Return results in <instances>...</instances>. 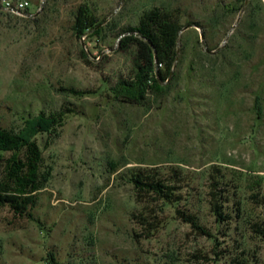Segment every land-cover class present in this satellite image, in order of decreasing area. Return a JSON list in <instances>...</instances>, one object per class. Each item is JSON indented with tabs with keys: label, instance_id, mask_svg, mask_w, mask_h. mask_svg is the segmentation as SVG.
<instances>
[{
	"label": "rangeland",
	"instance_id": "rangeland-1",
	"mask_svg": "<svg viewBox=\"0 0 264 264\" xmlns=\"http://www.w3.org/2000/svg\"><path fill=\"white\" fill-rule=\"evenodd\" d=\"M154 8L183 30L171 80L138 87L121 40ZM80 9L110 51L100 61L83 53ZM61 113L59 128H29L48 181L32 219L0 208V264H264V0H0V128ZM138 172L179 201L138 195Z\"/></svg>",
	"mask_w": 264,
	"mask_h": 264
},
{
	"label": "trees",
	"instance_id": "trees-1",
	"mask_svg": "<svg viewBox=\"0 0 264 264\" xmlns=\"http://www.w3.org/2000/svg\"><path fill=\"white\" fill-rule=\"evenodd\" d=\"M75 29L80 35L91 31L94 36L100 33L99 25L92 19L87 10H78L75 18ZM183 26L176 12L154 8L143 14L138 26L125 30L126 36L121 40V48L130 45L137 47V66L140 80L137 86L147 81L160 87L169 82L174 74L177 59V47ZM84 53V52H83ZM153 76L152 80L150 77ZM133 84H131L132 86ZM72 93H78L72 90ZM81 94V93H80ZM64 114H44L27 123L22 133H13L0 128V163L4 171L0 174V208L9 207L18 217L32 219L31 210L36 206L37 195L47 184V174L42 171L43 157L37 143L30 139L31 128L36 125L38 132H47L59 128L63 124ZM2 154H10L4 160ZM138 195L152 196L156 201L166 204L178 202L176 188L165 184L159 179L151 180L147 175L138 172L132 178ZM210 209L216 220L227 222L230 217L224 213L223 198L217 188L210 191ZM178 215L184 223L190 225L199 235L212 238V234L201 226L199 219L188 212L178 210ZM237 264H246L239 262Z\"/></svg>",
	"mask_w": 264,
	"mask_h": 264
},
{
	"label": "built area",
	"instance_id": "built-area-1",
	"mask_svg": "<svg viewBox=\"0 0 264 264\" xmlns=\"http://www.w3.org/2000/svg\"><path fill=\"white\" fill-rule=\"evenodd\" d=\"M28 6L29 4L27 2H20L17 4L10 1L4 2V9L12 12L23 11L27 9ZM80 41L84 54L96 61H100L104 55L110 53L109 50H98V45L100 44L96 36H94L91 31H87L84 34L80 35Z\"/></svg>",
	"mask_w": 264,
	"mask_h": 264
},
{
	"label": "water",
	"instance_id": "water-1",
	"mask_svg": "<svg viewBox=\"0 0 264 264\" xmlns=\"http://www.w3.org/2000/svg\"><path fill=\"white\" fill-rule=\"evenodd\" d=\"M202 40H204V37L202 36Z\"/></svg>",
	"mask_w": 264,
	"mask_h": 264
}]
</instances>
